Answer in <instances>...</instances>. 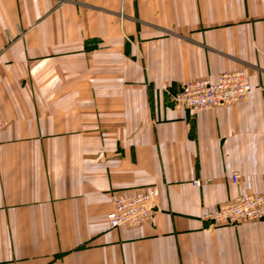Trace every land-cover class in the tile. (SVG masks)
<instances>
[{"label":"crops","instance_id":"0c3cea01","mask_svg":"<svg viewBox=\"0 0 264 264\" xmlns=\"http://www.w3.org/2000/svg\"><path fill=\"white\" fill-rule=\"evenodd\" d=\"M239 68L243 101L171 104ZM0 119V264H264V220L203 219L264 192V0H0Z\"/></svg>","mask_w":264,"mask_h":264},{"label":"built area","instance_id":"2783aa9c","mask_svg":"<svg viewBox=\"0 0 264 264\" xmlns=\"http://www.w3.org/2000/svg\"><path fill=\"white\" fill-rule=\"evenodd\" d=\"M254 89L247 81L243 68L220 73L215 81L200 78L182 83L180 88L169 94L171 104L176 108H186L192 112L225 108L243 101ZM6 121L0 119V131ZM239 173L231 175L233 183L238 182ZM207 179L206 182H209ZM205 182V181H204ZM194 186L203 181L195 179ZM157 203L151 189L119 193L112 201V209L107 214L111 228L126 226L140 227L155 215ZM203 219L217 225H235L264 220V192L244 194L232 202L222 203L203 214Z\"/></svg>","mask_w":264,"mask_h":264}]
</instances>
